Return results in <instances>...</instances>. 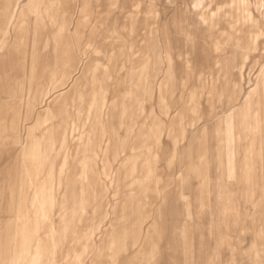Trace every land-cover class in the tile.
I'll return each mask as SVG.
<instances>
[{
  "label": "rangeland",
  "instance_id": "374dc122",
  "mask_svg": "<svg viewBox=\"0 0 264 264\" xmlns=\"http://www.w3.org/2000/svg\"><path fill=\"white\" fill-rule=\"evenodd\" d=\"M49 1L25 104L0 38V264H264V0Z\"/></svg>",
  "mask_w": 264,
  "mask_h": 264
},
{
  "label": "bare ground",
  "instance_id": "6f19581e",
  "mask_svg": "<svg viewBox=\"0 0 264 264\" xmlns=\"http://www.w3.org/2000/svg\"><path fill=\"white\" fill-rule=\"evenodd\" d=\"M50 5L49 0H28L26 3L22 4V6L19 5V0H16L14 3L9 0L1 11L0 38H2L3 41H6L9 36L12 35V32L15 36L14 42L11 41L12 45L10 44L11 60L13 64V82L11 88L14 93L13 100H16L17 102L22 100L25 104L28 101L30 91L32 90L31 77L27 74L28 72L26 73L24 70L21 59L24 57L25 51H27L26 48L34 45L36 29L45 20L42 16V9L51 8ZM39 28L40 27H38V30ZM2 44L4 43H0V45ZM69 67V63L66 62L65 71L59 82L54 86L55 88L67 84L70 78L68 74L69 72H67Z\"/></svg>",
  "mask_w": 264,
  "mask_h": 264
},
{
  "label": "snow or ice",
  "instance_id": "6c2138e0",
  "mask_svg": "<svg viewBox=\"0 0 264 264\" xmlns=\"http://www.w3.org/2000/svg\"><path fill=\"white\" fill-rule=\"evenodd\" d=\"M213 15H215V13H213ZM201 19H203V17H201ZM206 22V21H205Z\"/></svg>",
  "mask_w": 264,
  "mask_h": 264
}]
</instances>
